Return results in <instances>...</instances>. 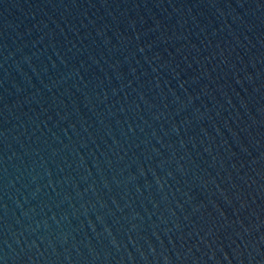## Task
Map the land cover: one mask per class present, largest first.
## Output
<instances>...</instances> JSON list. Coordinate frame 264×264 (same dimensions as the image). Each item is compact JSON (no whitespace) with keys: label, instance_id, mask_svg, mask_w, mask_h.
<instances>
[{"label":"water","instance_id":"95a60500","mask_svg":"<svg viewBox=\"0 0 264 264\" xmlns=\"http://www.w3.org/2000/svg\"><path fill=\"white\" fill-rule=\"evenodd\" d=\"M0 264H264V0H0Z\"/></svg>","mask_w":264,"mask_h":264}]
</instances>
